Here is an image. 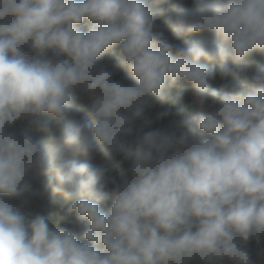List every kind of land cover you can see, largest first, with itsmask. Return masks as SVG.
I'll use <instances>...</instances> for the list:
<instances>
[{
  "label": "clouds",
  "instance_id": "clouds-1",
  "mask_svg": "<svg viewBox=\"0 0 264 264\" xmlns=\"http://www.w3.org/2000/svg\"><path fill=\"white\" fill-rule=\"evenodd\" d=\"M161 16L173 39L203 38L174 43ZM112 49L128 76L100 63ZM254 53H264V0H197L191 14L146 0H0V264H253L264 66L249 76L243 65ZM217 75L233 81L213 88ZM177 84L201 110L185 117L180 96L153 116ZM77 93L92 97L84 117ZM22 118L35 133L50 118L56 134L17 133ZM95 157L117 158L120 182ZM43 195L63 199L66 226L23 214Z\"/></svg>",
  "mask_w": 264,
  "mask_h": 264
},
{
  "label": "trees",
  "instance_id": "trees-1",
  "mask_svg": "<svg viewBox=\"0 0 264 264\" xmlns=\"http://www.w3.org/2000/svg\"><path fill=\"white\" fill-rule=\"evenodd\" d=\"M148 6L153 10H157L159 8H167L171 12H175L178 9H182L186 13H194L196 11L197 0H146ZM156 26L165 33L169 39H172L174 43L180 44L181 46H186L192 41L203 38V33H193L188 35H182L178 38L173 39L171 36V32L166 23V17L161 16L156 21ZM88 26V21L85 20L81 27L86 28ZM203 63V61H201ZM101 64L106 65L108 67L117 66L116 67V75L115 79H121L129 75L128 70L119 64V55L118 50L112 49L110 50L103 59L100 61ZM231 64V61H229ZM264 66V53H254L252 56L248 57L244 62V71L247 75H251L257 67ZM241 77L237 75L235 78L236 82H239ZM232 77L221 78L219 75L212 82V87L216 89H221L226 83L232 82ZM168 98L162 105H157L153 111L152 115L155 116L158 112L165 110L169 107L172 100L177 97L182 96L183 100L181 103V107L184 109V116H190L194 112L200 111V106L198 101L196 100L191 86L186 84H177L172 88L167 90ZM92 97L87 93H77V101L75 104V111L78 116L84 117L87 114L88 108L90 107ZM177 117L174 115H170L169 117L161 120L159 122L160 127L169 126ZM142 122H138L137 126H140ZM13 130L17 133L21 131H27L29 134L35 135L36 139L47 140L50 136L55 135V127L54 123L49 118V130L47 132L35 133L33 130L32 122L29 118H22L17 121L13 126ZM147 130V129H146ZM90 163L94 166H103L109 170L108 175L115 181L120 182L121 180V171L122 169L118 167V159L117 158H101L95 157L90 160ZM40 184L37 182L34 185V190L39 191ZM66 209V205L61 197L57 196L55 198H50L48 195H43L40 197L37 203L30 206L29 208L23 209V214L29 218L34 217L37 214H51L53 217L52 223L50 227H56L59 225L60 227L66 226L63 221L64 211ZM247 248L250 251L253 264H264V241L257 242L255 240H250L247 244Z\"/></svg>",
  "mask_w": 264,
  "mask_h": 264
},
{
  "label": "rangeland",
  "instance_id": "rangeland-1",
  "mask_svg": "<svg viewBox=\"0 0 264 264\" xmlns=\"http://www.w3.org/2000/svg\"><path fill=\"white\" fill-rule=\"evenodd\" d=\"M90 102H92V100Z\"/></svg>",
  "mask_w": 264,
  "mask_h": 264
}]
</instances>
